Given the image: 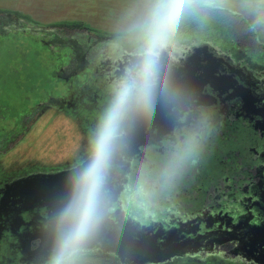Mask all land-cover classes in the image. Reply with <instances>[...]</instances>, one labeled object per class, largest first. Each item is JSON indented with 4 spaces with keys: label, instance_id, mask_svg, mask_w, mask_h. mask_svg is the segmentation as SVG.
<instances>
[{
    "label": "flooded vegetation",
    "instance_id": "af4514ba",
    "mask_svg": "<svg viewBox=\"0 0 264 264\" xmlns=\"http://www.w3.org/2000/svg\"><path fill=\"white\" fill-rule=\"evenodd\" d=\"M167 15L160 8L143 29L102 37L82 24L38 28L22 14H0L3 19L0 43L11 33L22 36L34 31L29 40L37 45L46 44V47L41 46L48 48L51 54L53 79L61 81L64 87L60 97L54 93L55 83L51 85L52 89H43L44 95L49 96L47 100L37 104L40 109L35 105L28 111L26 109L25 114L16 116V128L11 135L30 131L33 119L44 111H58L80 125L84 136L81 151L59 166L26 161L21 166L0 167V200L6 187L15 181L73 171L96 158L97 145L117 93L135 79V86L117 113L108 139L127 137L133 130L131 123L137 121L139 103L150 93L154 102L158 101L155 91L166 85L165 77L169 73L172 77L191 59H196L192 54L195 47L210 44L193 42L180 49L179 44L171 40L158 46L157 34L162 25L159 18ZM66 26H71L72 36L62 34V28ZM37 28L46 35L41 31L37 33ZM63 42H66L65 52L60 48ZM51 47H59L60 55L51 52ZM209 47L215 52L210 57L216 62L214 76L225 80L218 87L205 84L196 97L188 95V101L183 105L180 104L179 91L169 95L168 105L174 106L173 111L178 110V114L175 120L170 114L167 130L148 125L144 128L147 143H141V136L123 148L117 147L116 163H107L99 170V182L95 188L109 185L104 193H110L116 200H112L108 207L111 225L116 219H122L148 232L161 230L166 235L177 230L175 234L183 238L216 239L226 236L224 232H231L238 223L250 221L256 225L264 222V59L256 54L257 50L249 51L240 47L238 42L229 50L212 44ZM205 58L203 56L201 60ZM201 66H206V62ZM3 82L0 79V101L10 109L0 111L14 110L18 102L23 106L27 104L22 101L21 92L26 88L20 86L21 82L17 83L18 92L13 88L8 90L9 85ZM241 93L250 96L252 110L243 108ZM152 135L156 138H151ZM3 142L4 139L0 138V145ZM39 204L36 201L30 209L22 211L14 226L16 212H9L13 217L7 216L9 213L0 215V264L44 262H34L37 257H31L24 250L27 240L33 239L36 231L47 227L44 222L48 210ZM207 223L211 227H207ZM38 243L39 239L33 240L30 250H34ZM229 244L234 245L233 242L214 244L210 249L204 245L197 254L186 253L157 264H202L216 259L224 264H246L242 262L244 255L241 251ZM86 256L100 258L103 264H122L114 253L73 247L51 255L44 264H82ZM249 264L262 263L249 261Z\"/></svg>",
    "mask_w": 264,
    "mask_h": 264
},
{
    "label": "rangeland",
    "instance_id": "374dc122",
    "mask_svg": "<svg viewBox=\"0 0 264 264\" xmlns=\"http://www.w3.org/2000/svg\"><path fill=\"white\" fill-rule=\"evenodd\" d=\"M160 8L167 14L174 10L168 18L166 27H170L165 31L164 42L173 40L180 49L193 42H208L227 50L238 42L249 51L257 50L256 54L264 59V0H0L1 16L22 14L38 28L82 24L102 37L141 30ZM167 16L159 18V23L163 24ZM2 20L1 17L0 23ZM38 28L37 33L41 31ZM70 28H62V34L72 36L74 32ZM33 32L30 30L22 36L11 33L0 43V79L14 92H18L17 83L21 82L20 86L26 88L21 92L22 101L27 103L23 106L18 102L14 110L3 111L10 108L0 101V109H3L0 111V138L4 139L0 145L2 168L21 166L26 161L55 167L71 160L82 149L84 136L80 125L64 112L44 111L30 122L33 125L30 131L11 135L16 128V116L47 100L49 96L44 95L43 89H52L55 83V95L60 97L64 92L61 81L53 79L51 54L48 48L42 47L46 44L41 46L29 40ZM41 34L46 35L42 31ZM45 41L48 42V38ZM64 43L60 47L63 52L66 50ZM60 48L50 49L59 56ZM32 88L37 89L35 93L28 91ZM82 261V264H103L95 256H86Z\"/></svg>",
    "mask_w": 264,
    "mask_h": 264
},
{
    "label": "water",
    "instance_id": "95a60500",
    "mask_svg": "<svg viewBox=\"0 0 264 264\" xmlns=\"http://www.w3.org/2000/svg\"><path fill=\"white\" fill-rule=\"evenodd\" d=\"M192 54L197 58L191 59L189 64L182 70H178L172 77H170L172 73H169L168 77H165L166 85L155 91L158 93L159 102H154V96L150 93L139 103L137 121L131 123L130 128L133 130L129 131L127 137L108 139L101 160L98 161L96 157L73 171L52 175H36L15 181L6 187L0 200V215L16 212L12 222L13 226L20 220L21 212L30 209L36 201L48 210L49 215L44 222L47 226L46 229L36 231L33 239L27 240L28 243L24 247V250L28 251L31 257H37L33 260L34 262L36 260L44 261L41 263L44 264L51 255L69 247L71 228L76 222L77 209L84 196L86 174L95 169L97 176L99 170L107 166V163L115 164L117 147L123 148L124 145L141 136L143 137L141 143H147L144 140V128L148 125L151 127L156 125L159 130L166 131L170 114H173L174 120L178 114V110L173 111L174 106L168 105L169 95L179 91L181 100L178 99V101L180 100L181 103H179L183 105L188 101L186 100L188 95L196 97L205 84L210 83L212 86L218 87L221 81L225 80V78L219 79L214 76L216 62L210 57L215 52L210 49L209 45L195 47ZM203 56L206 58L201 60ZM203 62H206V66H201ZM240 97L243 99V108L246 111L252 110L250 96H244L241 93ZM259 113L261 112L259 111ZM136 130L138 133L135 132ZM108 187L109 185H103L98 189L95 188V201L97 203L93 224L87 234L79 241L71 243L70 247L83 250L99 248L117 255L122 264H157L176 256H185L186 253L197 254L201 252L204 245L210 249L213 248L214 244L233 242L234 245L229 244V246L234 247L235 250H240L246 260L264 264V222L256 225L251 224L250 221L238 223L231 229V232H224L226 236L216 237V239L183 238L175 234L178 232L177 230L169 231L166 235L160 232L161 230L148 232L139 230L134 223L122 219H116L113 221L116 223L111 225L108 207L112 200H116L111 197L110 193H104ZM262 204L264 206V192L262 193ZM7 216L13 217L12 213ZM207 227L211 226L207 223ZM243 229L245 230L241 233ZM241 235L243 237H240ZM37 239H39L38 246L34 250H30V243Z\"/></svg>",
    "mask_w": 264,
    "mask_h": 264
},
{
    "label": "clouds",
    "instance_id": "9594fccd",
    "mask_svg": "<svg viewBox=\"0 0 264 264\" xmlns=\"http://www.w3.org/2000/svg\"><path fill=\"white\" fill-rule=\"evenodd\" d=\"M174 14V10L168 13V16L165 18L164 23L161 25L160 32L157 34V45L162 46L165 36V29L168 22V18ZM135 79H133L132 83L125 85L122 87L116 97V101L112 111L109 112L108 117L105 121L104 130L101 134V139L97 145V159L98 161L103 158L106 142L108 137L111 135L113 130V124L117 113L119 112L122 105L125 103V100L131 91V88L135 86ZM86 183H85V191L82 201L77 209V219L74 225L71 228L70 236H69V247L71 243L79 241L82 239L90 229L93 224L95 211H96V202H95V186L97 183V176L95 169L91 170L88 174H86Z\"/></svg>",
    "mask_w": 264,
    "mask_h": 264
},
{
    "label": "trees",
    "instance_id": "16d2710c",
    "mask_svg": "<svg viewBox=\"0 0 264 264\" xmlns=\"http://www.w3.org/2000/svg\"><path fill=\"white\" fill-rule=\"evenodd\" d=\"M212 251H214V249ZM241 259H242L243 263L249 264V260H246V258L244 256ZM250 261H253V260H250ZM253 262L257 263L256 261H253ZM200 263H202V262H200ZM202 264H224V263L222 261H219L218 259H216V260H212V261H207V262L202 263Z\"/></svg>",
    "mask_w": 264,
    "mask_h": 264
}]
</instances>
